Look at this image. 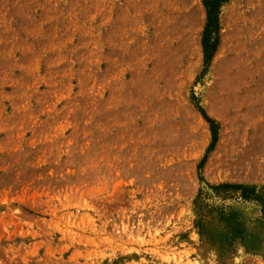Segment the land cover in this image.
Instances as JSON below:
<instances>
[{
  "label": "rangeland",
  "instance_id": "rangeland-1",
  "mask_svg": "<svg viewBox=\"0 0 264 264\" xmlns=\"http://www.w3.org/2000/svg\"><path fill=\"white\" fill-rule=\"evenodd\" d=\"M206 22L0 0V264H264V0L222 7L204 73Z\"/></svg>",
  "mask_w": 264,
  "mask_h": 264
},
{
  "label": "trees",
  "instance_id": "trees-1",
  "mask_svg": "<svg viewBox=\"0 0 264 264\" xmlns=\"http://www.w3.org/2000/svg\"><path fill=\"white\" fill-rule=\"evenodd\" d=\"M230 0H203V5L206 9V16H207V22L205 29L203 31L202 35V46H203V52H204V73L208 69L212 58L214 57V54L216 53L219 41H220V13L222 7L228 3ZM203 73V74H204ZM200 111L202 112L203 117L205 120L209 123L210 130L212 133V141L208 148V151L212 150L218 140V123L215 119L208 116L203 108L198 106ZM206 159V156L204 157V162ZM230 186V184H220L216 186L217 188H225ZM234 188H240L243 189L244 195L245 191L247 189H250L244 185H233Z\"/></svg>",
  "mask_w": 264,
  "mask_h": 264
}]
</instances>
